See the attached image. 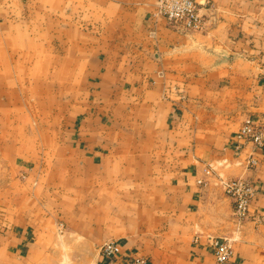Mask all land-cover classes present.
Here are the masks:
<instances>
[{
  "label": "crops",
  "instance_id": "0c3cea01",
  "mask_svg": "<svg viewBox=\"0 0 264 264\" xmlns=\"http://www.w3.org/2000/svg\"><path fill=\"white\" fill-rule=\"evenodd\" d=\"M198 2L188 31L158 0H0V264H218L210 235L264 264V146L235 149L264 122V0ZM218 175L257 188L245 220Z\"/></svg>",
  "mask_w": 264,
  "mask_h": 264
},
{
  "label": "built area",
  "instance_id": "2783aa9c",
  "mask_svg": "<svg viewBox=\"0 0 264 264\" xmlns=\"http://www.w3.org/2000/svg\"><path fill=\"white\" fill-rule=\"evenodd\" d=\"M155 15L164 17L170 24L181 26L185 30L202 29L205 25V17L200 12L198 0H158ZM237 152L241 150V141L252 142L256 147L264 146V122L259 119L246 118L237 134ZM255 156L246 159L248 166L257 165ZM207 176H212L215 169L208 163L204 169ZM224 192L234 203V213L239 221H243L250 215L251 204L257 194V188L251 180L245 177H224L218 175ZM199 183L206 184L205 179H199ZM210 247L218 264H226L234 256L232 239L227 236H208ZM122 246L115 240H107L101 245L102 255L112 260L121 253ZM128 264H149L145 255L137 254Z\"/></svg>",
  "mask_w": 264,
  "mask_h": 264
},
{
  "label": "rangeland",
  "instance_id": "374dc122",
  "mask_svg": "<svg viewBox=\"0 0 264 264\" xmlns=\"http://www.w3.org/2000/svg\"><path fill=\"white\" fill-rule=\"evenodd\" d=\"M38 121L41 122L40 120H35V121H33V122L37 123Z\"/></svg>",
  "mask_w": 264,
  "mask_h": 264
}]
</instances>
